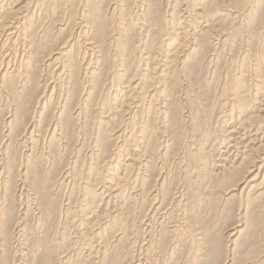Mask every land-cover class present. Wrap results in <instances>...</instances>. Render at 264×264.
Wrapping results in <instances>:
<instances>
[{
    "label": "bare ground",
    "instance_id": "1",
    "mask_svg": "<svg viewBox=\"0 0 264 264\" xmlns=\"http://www.w3.org/2000/svg\"><path fill=\"white\" fill-rule=\"evenodd\" d=\"M258 232L264 0H0V264H264Z\"/></svg>",
    "mask_w": 264,
    "mask_h": 264
},
{
    "label": "rangeland",
    "instance_id": "2",
    "mask_svg": "<svg viewBox=\"0 0 264 264\" xmlns=\"http://www.w3.org/2000/svg\"><path fill=\"white\" fill-rule=\"evenodd\" d=\"M57 10H59L58 8H57ZM56 10V14L58 15L59 14V12ZM59 16V15H58ZM204 76H205V73H204ZM181 95V94H180ZM167 169L169 170L168 171V182L167 183H169V184H171V188L172 187H176L177 185H178V182H179V180H180V178H181V171H180V169H177V168H175V166L173 167L172 165L170 166V164L168 165V167H167ZM65 192V193H64ZM64 194H66V186H63V187H60V189L58 190V191H56L55 193H54V200H55V203L56 204H60V203H62V201H64ZM64 196V197H63ZM71 206H73V205H71ZM71 206H70V208H71ZM228 206V205H227ZM213 207H214V209L212 210V215H214L213 214V211L215 212V209L217 208V210H218V208L220 207V205L218 204V203H214V205H213ZM231 206L229 205L228 207H226V209H224V210H222V211H218L216 214H218V213H221V215H220V218H221V225H223L226 221H227V219H226V214H227V210H228V212H229V208H230ZM233 208V209H232ZM204 211V209L202 210V212ZM234 211H236V206L234 205V206H232L231 207V213L233 214V212ZM224 213H226V214H224ZM234 214H236V212H234ZM59 215V216H58ZM56 217H54V218H52V220L50 219L47 223H46V226H45V228H43V230L44 231H46V232H44L43 230L41 231V233L44 235V237H43V235H40V241L42 242V244L43 245H45L46 243L45 242H49V243H53L54 241H56V239H57V241L55 242V244L54 245H56V243L58 242V240H59V242H61L62 241V239H64L63 241H64V246H63V248L59 251V252H62L63 251V249H64V247H65V245L66 244H68V239L67 238H62L61 240L59 239L60 237H62V231H63V227L65 228V229H68L70 226H68L66 223H68L69 221H71L69 218H66L65 216H64V212H61V214L59 213ZM61 216V217H60ZM63 217V218H62ZM31 218V216H29L28 218H27V220H29ZM56 218V219H55ZM66 221V222H65ZM71 223V222H70ZM69 223V225H71ZM31 224H33L32 222H31V219H30V225ZM239 224V223H238ZM67 226V227H66ZM62 227V228H61ZM62 230H61V229ZM57 229H59V230H57ZM239 229H243V227H240ZM228 230H230V228H228L227 229V231ZM58 231V232H57ZM46 234V235H45ZM59 234V235H58ZM67 235H68V233H67ZM222 235V234H221ZM257 235H260V236H257L256 237V239H257V244H256V247H255V251H257V253H256V255H260V256H264L263 255V248H264V243H263V241H264V234L263 233H260V232H258V234ZM68 237V236H67ZM259 237V238H258ZM44 238V239H43ZM46 238V239H45ZM54 239V240H53ZM27 240L29 241V244L30 243H32L33 241H34V238L33 237H29V239H28V237H27ZM66 240V241H65ZM223 242L224 243H226V240H223ZM25 243H28V242H25ZM45 243V244H44ZM52 243H51V245H52ZM261 245H260V244ZM28 244V245H29ZM258 244L260 245L259 247H258ZM263 244V245H262ZM25 248H27V244H25ZM28 249V248H27ZM262 252H261V251ZM261 252V253H260ZM259 256V257H260ZM50 259H52L53 260V264H54V262H55V259H54V257H50ZM243 260V259H242ZM242 260H240L239 262H237V264L238 263H242L243 261ZM236 261H238L237 259H236ZM177 264H181V261L180 262H178Z\"/></svg>",
    "mask_w": 264,
    "mask_h": 264
}]
</instances>
